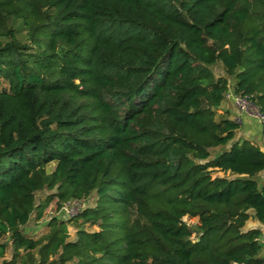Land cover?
<instances>
[{
  "label": "trees",
  "instance_id": "trees-1",
  "mask_svg": "<svg viewBox=\"0 0 264 264\" xmlns=\"http://www.w3.org/2000/svg\"><path fill=\"white\" fill-rule=\"evenodd\" d=\"M229 86L264 138V0H0V264H264V151L215 113Z\"/></svg>",
  "mask_w": 264,
  "mask_h": 264
},
{
  "label": "rangeland",
  "instance_id": "rangeland-1",
  "mask_svg": "<svg viewBox=\"0 0 264 264\" xmlns=\"http://www.w3.org/2000/svg\"><path fill=\"white\" fill-rule=\"evenodd\" d=\"M213 70H214L215 74H224V72L221 70L219 64H216L215 66H213ZM232 83H234V78H232L230 81L231 85H232ZM2 84H4V83H2ZM226 111L228 112L227 114L230 115V117L235 118L239 122L242 120H245V121H243V125L241 124L240 128L236 132V138H246V139L252 140L256 144L260 143L256 137L249 136V134L250 135L253 134V133H249V132H251V131H249L250 127H252V130L257 132L258 134L260 133L259 132V126H258L259 122L257 121V119L245 116L244 114H240L233 104H231L226 99H223L221 104H220V107L215 109V113L218 115V114H222L223 112H226ZM244 116H245V118H248L249 122H247V119L243 118ZM249 137H252V138H249ZM263 145H264V142H263ZM53 166H54L53 164H50L47 169L50 171V170H52ZM212 174H217L219 176L233 177V175L229 174L228 172H218V173L213 172ZM253 178L255 180H257L259 185L264 180V176L260 175V173L254 175ZM52 191H54V189L49 190L46 188L37 191L35 193V203L38 204L39 202L43 201L46 198L47 194L52 192ZM94 200H95L94 195L85 199L86 204L89 203L91 205L94 204ZM58 205H59V202L56 201V199H53L49 203V205L45 208V210L43 211V215L39 220H36V218H35L36 210H34L31 213V217L27 223V226L25 227L26 232L34 238H41L48 230L46 227V222L49 220L50 217H54L57 214ZM248 212L253 213V209H249ZM183 220L186 221L192 227H194L197 224V218H195V217L189 218L187 216H184ZM84 228H86L88 230L97 229L96 226H94V225L89 226L88 224H84ZM75 232H76V226H75L74 222H69L68 223V233H69L68 239L69 240H73L75 238ZM3 241L7 243L6 257H9L11 255V252H12V246H11V240H10V237L8 234L3 236ZM262 254H264V247H263V253ZM69 264H71V263H69Z\"/></svg>",
  "mask_w": 264,
  "mask_h": 264
},
{
  "label": "built area",
  "instance_id": "built-area-1",
  "mask_svg": "<svg viewBox=\"0 0 264 264\" xmlns=\"http://www.w3.org/2000/svg\"><path fill=\"white\" fill-rule=\"evenodd\" d=\"M223 98L233 104L240 114L257 119L259 124L262 122L263 115L249 95L237 93L232 87L229 86L228 89L223 93ZM86 205L87 204L84 199H71L63 201L59 203L57 214L54 217H59L64 220L73 218ZM51 218L52 217L49 219Z\"/></svg>",
  "mask_w": 264,
  "mask_h": 264
},
{
  "label": "crops",
  "instance_id": "crops-1",
  "mask_svg": "<svg viewBox=\"0 0 264 264\" xmlns=\"http://www.w3.org/2000/svg\"><path fill=\"white\" fill-rule=\"evenodd\" d=\"M245 118V116L243 117ZM247 119V122H249L248 118H245ZM250 119V118H249ZM243 121L245 120H242L240 121V123L243 125ZM251 132L249 133H253V134H249V136H252V137H256L258 139V141L260 143H258L257 145H259V147L264 151V145H263V140L264 138L261 136V134H258L257 132L253 131L252 130V127H250V130ZM252 137H249V138H252ZM263 141V142H262ZM260 175H263L264 176V172H261ZM250 214V217L249 219L246 220L244 226H243V230H247V229H251V228H259L262 232V240H264V225L261 224L254 216H253V213L249 212Z\"/></svg>",
  "mask_w": 264,
  "mask_h": 264
}]
</instances>
